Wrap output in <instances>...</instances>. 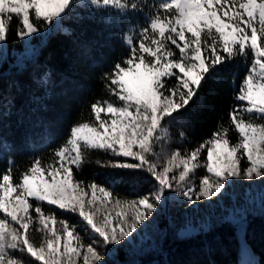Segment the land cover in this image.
I'll return each instance as SVG.
<instances>
[{
	"label": "snow or ice",
	"instance_id": "snow-or-ice-1",
	"mask_svg": "<svg viewBox=\"0 0 264 264\" xmlns=\"http://www.w3.org/2000/svg\"><path fill=\"white\" fill-rule=\"evenodd\" d=\"M257 216L264 0H0V264H260Z\"/></svg>",
	"mask_w": 264,
	"mask_h": 264
},
{
	"label": "trees",
	"instance_id": "trees-1",
	"mask_svg": "<svg viewBox=\"0 0 264 264\" xmlns=\"http://www.w3.org/2000/svg\"><path fill=\"white\" fill-rule=\"evenodd\" d=\"M21 45L13 40L9 39L7 48L8 50H19ZM239 78H237L238 83ZM87 116V113H85ZM214 118L205 120L203 125V131H208L213 124ZM96 157L94 156L93 159ZM90 169L85 170V175H89ZM239 237L234 236L231 232L221 234V246L216 250L214 259L216 264H238L239 260V248L237 239ZM247 243L251 252H253L260 264H264V218L259 216L255 217L252 222V226L249 228L247 233ZM174 252H181L184 248V244L177 240L176 242H169Z\"/></svg>",
	"mask_w": 264,
	"mask_h": 264
},
{
	"label": "rangeland",
	"instance_id": "rangeland-1",
	"mask_svg": "<svg viewBox=\"0 0 264 264\" xmlns=\"http://www.w3.org/2000/svg\"><path fill=\"white\" fill-rule=\"evenodd\" d=\"M9 54L10 55L12 54V50H9ZM176 215H177V224H176V227L179 228L181 226L182 221L180 220V214L177 213ZM38 238H39V234H37V236H36V239H38Z\"/></svg>",
	"mask_w": 264,
	"mask_h": 264
}]
</instances>
